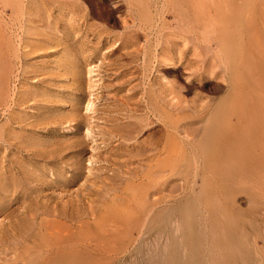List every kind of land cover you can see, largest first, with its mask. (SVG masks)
I'll use <instances>...</instances> for the list:
<instances>
[{
	"label": "rangeland",
	"instance_id": "obj_1",
	"mask_svg": "<svg viewBox=\"0 0 264 264\" xmlns=\"http://www.w3.org/2000/svg\"><path fill=\"white\" fill-rule=\"evenodd\" d=\"M249 1L0 0V264H264Z\"/></svg>",
	"mask_w": 264,
	"mask_h": 264
},
{
	"label": "bare ground",
	"instance_id": "obj_2",
	"mask_svg": "<svg viewBox=\"0 0 264 264\" xmlns=\"http://www.w3.org/2000/svg\"><path fill=\"white\" fill-rule=\"evenodd\" d=\"M132 1V0H131ZM28 2V1H27ZM35 2V1H34ZM26 3V2H25ZM39 3V2H38ZM54 5V4H53ZM24 6V5H23ZM201 6V5H200ZM131 7V6H130ZM184 7V6H183ZM24 8V7H23ZM30 8V7H29ZM33 8V7H32ZM25 9V8H24ZM26 10V9H25ZM21 11V10H20ZM245 11V12H244ZM252 11H253V7L251 6V3H250V1L249 0H243V2H242V5L241 6H239V8H231V9H229V14L232 16V18L233 19H237V15L238 14H243V13H249L250 14V12L252 13ZM41 12V11H40ZM226 12V11H225ZM23 13V12H22ZM22 13H21V15H22ZM28 13V12H27ZM44 14V13H43ZM178 14V13H177ZM183 14V13H182ZM225 14V13H224ZM38 15V14H37ZM173 15H175V14H173ZM95 16V15H94ZM221 16V15H220ZM223 16V15H222ZM213 17V16H212ZM227 17H229V15L227 16ZM226 17V18H227ZM247 17V16H246ZM249 17H250V15H249ZM23 18V17H22ZM177 18V17H176ZM232 18L230 19V17H229V20L232 22ZM213 19H215V18H211L210 20H213ZM177 20V19H176ZM181 20H183V19H181ZM222 20V19H221ZM226 20H228V19H225V21ZM228 20V21H229ZM32 21V20H31ZM192 21V20H191ZM209 21V20H208ZM214 21V20H213ZM218 21H219V19H218ZM223 21V20H222ZM29 22V21H28ZM247 24H249L250 22H251V20L250 19H248L247 20ZM256 22V21H255ZM220 23V22H219ZM238 23V22H237ZM30 24V23H29ZM211 24V23H210ZM188 25H190V24H188ZM224 25V24H223ZM230 25H231V23H230ZM255 25H256V23H255ZM185 27H186V25H184ZM189 27L190 26H188V29H189ZM206 28V27H205ZM258 28V27H257ZM31 29V28H30ZM193 29V28H192ZM243 29V28H242ZM24 30H25V28H24ZM257 33V32H256ZM25 34V33H24ZM246 34V33H245ZM258 34V33H257ZM256 34V35H257ZM19 35V34H18ZM23 35V34H22ZM33 35V34H32ZM255 35V34H254ZM259 36H260V34H259ZM241 38V37H240ZM257 38V37H256ZM251 39V38H250ZM23 41V40H22ZM22 43V42H21ZM160 43V42H159ZM223 46H224V42H223ZM165 52V51H164ZM160 53V52H159ZM162 54V53H161ZM165 54V53H164ZM166 59V58H165ZM169 60V59H168ZM159 62V61H158ZM73 70V69H72ZM156 71V70H155ZM170 86V85H169ZM170 95V94H169ZM13 100V99H12ZM91 101V100H90ZM15 102V101H14ZM89 105V104H88ZM93 106V105H92ZM86 108V107H85ZM172 108L173 109H181L182 107L181 106H178V105H172ZM204 108V106H203V104H199V106H195V111H198V112H200L202 109ZM133 125H134V123H133ZM168 127V126H167ZM185 132L187 131V130H184ZM187 132H189V131H187ZM186 132V133H187ZM178 133V132H177ZM184 135V134H183ZM189 135H187V137H188ZM184 137V136H183ZM184 138H186V137H184ZM181 142V141H180ZM182 143V142H181ZM183 143H184V141H183ZM154 145V144H153ZM185 145V144H184ZM158 147V146H157ZM157 147H152V148H149L148 150H147V152H149V151H153V150H156V148ZM185 147V146H184ZM187 150V149H186ZM161 151V150H160ZM155 154V153H154ZM137 156V155H136Z\"/></svg>",
	"mask_w": 264,
	"mask_h": 264
},
{
	"label": "clouds",
	"instance_id": "obj_3",
	"mask_svg": "<svg viewBox=\"0 0 264 264\" xmlns=\"http://www.w3.org/2000/svg\"><path fill=\"white\" fill-rule=\"evenodd\" d=\"M188 83H191V81H189Z\"/></svg>",
	"mask_w": 264,
	"mask_h": 264
}]
</instances>
